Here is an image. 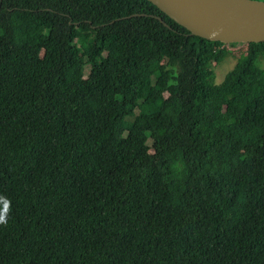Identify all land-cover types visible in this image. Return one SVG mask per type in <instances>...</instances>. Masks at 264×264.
<instances>
[{"label":"trees","instance_id":"16d2710c","mask_svg":"<svg viewBox=\"0 0 264 264\" xmlns=\"http://www.w3.org/2000/svg\"><path fill=\"white\" fill-rule=\"evenodd\" d=\"M261 61L147 0H0V264H264Z\"/></svg>","mask_w":264,"mask_h":264},{"label":"water","instance_id":"95a60500","mask_svg":"<svg viewBox=\"0 0 264 264\" xmlns=\"http://www.w3.org/2000/svg\"><path fill=\"white\" fill-rule=\"evenodd\" d=\"M147 1L191 36L224 45L264 42V1Z\"/></svg>","mask_w":264,"mask_h":264},{"label":"rangeland","instance_id":"374dc122","mask_svg":"<svg viewBox=\"0 0 264 264\" xmlns=\"http://www.w3.org/2000/svg\"><path fill=\"white\" fill-rule=\"evenodd\" d=\"M235 62V56H232L230 53L221 63L212 66L215 84H220L223 81L225 74H227L234 67ZM261 66H264L263 61H261Z\"/></svg>","mask_w":264,"mask_h":264},{"label":"clouds","instance_id":"9594fccd","mask_svg":"<svg viewBox=\"0 0 264 264\" xmlns=\"http://www.w3.org/2000/svg\"><path fill=\"white\" fill-rule=\"evenodd\" d=\"M0 202L3 203V208L0 209V226H7L8 224V213L10 211L11 202L4 197H0Z\"/></svg>","mask_w":264,"mask_h":264}]
</instances>
